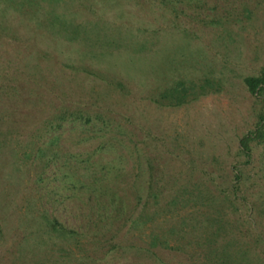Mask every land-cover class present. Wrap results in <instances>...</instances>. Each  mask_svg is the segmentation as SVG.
<instances>
[{"label": "rangeland", "instance_id": "rangeland-1", "mask_svg": "<svg viewBox=\"0 0 264 264\" xmlns=\"http://www.w3.org/2000/svg\"><path fill=\"white\" fill-rule=\"evenodd\" d=\"M47 1L0 0V264H264V0ZM180 77L221 90L150 98Z\"/></svg>", "mask_w": 264, "mask_h": 264}, {"label": "trees", "instance_id": "trees-1", "mask_svg": "<svg viewBox=\"0 0 264 264\" xmlns=\"http://www.w3.org/2000/svg\"><path fill=\"white\" fill-rule=\"evenodd\" d=\"M45 1H47V0H45ZM59 1L60 0H48L47 2L50 3L51 6H53V5H58ZM15 6L18 9L20 8V10H23V11L26 10V7H24L25 6L24 1H21L20 3H15ZM25 12H27V11H25ZM52 12L55 13V8L52 9ZM59 17L61 18L60 14L55 13L54 18H56V19L58 18V20L60 21ZM60 22H61V28H68L69 25L73 26L72 24H70L71 22L69 20H64V21H60ZM73 29H76V28H73ZM74 32H75V30H73L74 35L77 34ZM244 80L248 86L249 91L252 94H254L256 96L264 95V71L258 75L246 76L244 78ZM220 90H221L220 81L214 80L213 78L206 77V78L202 79V81L197 82L194 80H187L186 78L180 77V78H177L176 80H172L161 91L152 93L150 98L160 105L179 107V106H182V105L189 103L193 100L198 99L202 95H206V94L211 93V92H218ZM71 115L73 116V120L82 118L88 123L91 122V115L88 113H85L83 111V109H78L77 111L71 113ZM263 121H264V111L260 115V121L258 123V127L255 130L254 134L253 135H247L243 139H241L242 149L246 153H249V150H250V147L248 144L249 140L258 139L259 141L264 142V124H262ZM58 139H59V136L55 135L50 140H51V143H55L58 141ZM27 152H28V150H27ZM26 155L28 157L34 156L35 157L34 160H37V159L44 158L47 155V152H46V148L41 145V146H37L34 149V151L26 153ZM236 177L238 179H240V174H237ZM39 179L43 180L42 176ZM100 180H104V177L98 176L94 179V181L97 185L99 184L98 182ZM84 185H86V184H84ZM94 190L96 191V196L98 197V199H99L100 195L103 194V192H107L108 194H110L111 197H109V199H108L109 202L108 203L106 202L105 212L109 213V214H112L114 211L116 212V208H117L116 200H117L118 195L115 192V190H112V192H111V190L106 189V188L102 189L101 187H95ZM150 190H152V187L150 188ZM149 195L153 196L155 198V200H157V198H158L157 193H154V192L151 193L150 192ZM43 219L45 220L44 224L46 226L45 232L46 233L49 232V234H51L52 237H54V235L55 236H61V235L69 236L71 234H73V235L76 234V231L74 229L67 228L66 225L63 222H61L56 216L48 213L47 211H45V213L43 214ZM139 220L140 219L138 217H136L133 220V222L138 223ZM260 237H262V236L260 235ZM157 241H159V237H157L155 235L152 236V244H156ZM224 251H225L224 254H225L226 259L230 260L233 258H237L236 257L237 255H233L231 253H228L227 249H225ZM240 260H242V259H240Z\"/></svg>", "mask_w": 264, "mask_h": 264}]
</instances>
